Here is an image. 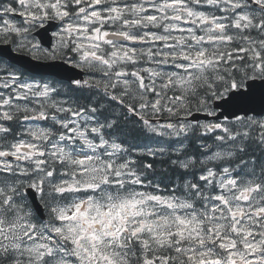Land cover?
<instances>
[{
  "label": "snow or ice",
  "instance_id": "1",
  "mask_svg": "<svg viewBox=\"0 0 264 264\" xmlns=\"http://www.w3.org/2000/svg\"><path fill=\"white\" fill-rule=\"evenodd\" d=\"M0 45V264H264V0H4Z\"/></svg>",
  "mask_w": 264,
  "mask_h": 264
},
{
  "label": "water",
  "instance_id": "2",
  "mask_svg": "<svg viewBox=\"0 0 264 264\" xmlns=\"http://www.w3.org/2000/svg\"><path fill=\"white\" fill-rule=\"evenodd\" d=\"M55 25H51L49 26V28H46L44 30H41L40 32L37 33V36L39 38L42 39V44L45 46H48L49 44V38L51 37V31L53 29H55ZM10 46H0V48H4L5 50H7V48ZM7 51H6V55H7ZM11 56L15 57L17 64L30 70L33 73L36 74H44V75H51V76H55L59 79H66L69 80L72 77H76V78H80L81 77V73L77 72L71 68H69L68 65L60 62V61H54V62H48V63H43V62H33V60L29 57H24V56H19L14 54L13 52L10 53ZM251 107H254L256 109V112H250L249 115H256V113L260 112L261 110V105L259 103V100L257 99V101L253 104L250 105ZM222 110V113L219 114V118H224V117H228V118H234L233 116L227 115L224 111V109L220 108ZM241 115L243 114L242 112L240 113ZM204 119L203 116H201V120ZM36 207L38 208V210L40 212L43 211L42 208H40L39 205H36Z\"/></svg>",
  "mask_w": 264,
  "mask_h": 264
},
{
  "label": "trees",
  "instance_id": "3",
  "mask_svg": "<svg viewBox=\"0 0 264 264\" xmlns=\"http://www.w3.org/2000/svg\"><path fill=\"white\" fill-rule=\"evenodd\" d=\"M69 85L64 84L62 88L67 89ZM80 104H86L88 102L89 97L87 95L78 97ZM113 112L116 113V118L119 121V127L117 129V135L122 139H126L129 143L136 144L141 142L142 137L138 130V125H134L132 122V117L128 119H124L122 115L119 114L118 108H113ZM150 159V158H149ZM156 167L162 173L163 169L167 168L168 165L165 161L158 160L156 161ZM169 175L171 174V169H169Z\"/></svg>",
  "mask_w": 264,
  "mask_h": 264
}]
</instances>
